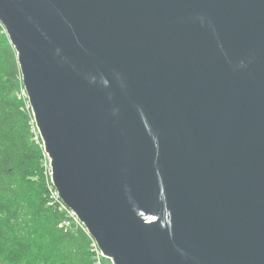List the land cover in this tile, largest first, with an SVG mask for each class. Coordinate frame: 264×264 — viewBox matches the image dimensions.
<instances>
[{"label": "water", "instance_id": "water-1", "mask_svg": "<svg viewBox=\"0 0 264 264\" xmlns=\"http://www.w3.org/2000/svg\"><path fill=\"white\" fill-rule=\"evenodd\" d=\"M60 200L112 264H264V0H0Z\"/></svg>", "mask_w": 264, "mask_h": 264}, {"label": "trees", "instance_id": "trees-1", "mask_svg": "<svg viewBox=\"0 0 264 264\" xmlns=\"http://www.w3.org/2000/svg\"><path fill=\"white\" fill-rule=\"evenodd\" d=\"M22 92L16 52L0 23V264H112L97 256L83 225L59 228L64 213L45 206L44 149Z\"/></svg>", "mask_w": 264, "mask_h": 264}, {"label": "built area", "instance_id": "built-area-1", "mask_svg": "<svg viewBox=\"0 0 264 264\" xmlns=\"http://www.w3.org/2000/svg\"><path fill=\"white\" fill-rule=\"evenodd\" d=\"M22 96L25 97V93L22 92ZM34 140L38 141V137H35ZM50 166L51 161L46 152L44 151L41 169L44 176L46 184V197H45V206L47 208L56 210L59 213H64L63 221L58 225L59 228H68L72 223L76 225H82L79 220L76 218L74 213L68 209L59 198V194L53 185L52 178L50 176ZM94 250L97 256H102L99 250L97 249L96 244H94Z\"/></svg>", "mask_w": 264, "mask_h": 264}]
</instances>
